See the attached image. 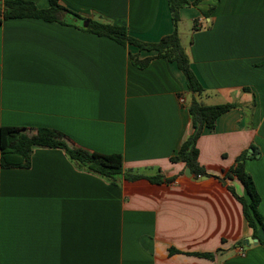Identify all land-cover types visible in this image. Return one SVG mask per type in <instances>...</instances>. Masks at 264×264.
I'll use <instances>...</instances> for the list:
<instances>
[{"label":"crops","instance_id":"obj_1","mask_svg":"<svg viewBox=\"0 0 264 264\" xmlns=\"http://www.w3.org/2000/svg\"><path fill=\"white\" fill-rule=\"evenodd\" d=\"M60 4L145 43L174 30L168 0ZM84 23H0V129L58 131L70 146L121 154L126 174L174 180H114L64 149L36 146L27 168L0 164V264H264V233L253 237L229 190L246 197L245 188L226 178L248 152L264 220V0H188L180 9L181 44L204 89L197 100L237 105L198 139L200 178L170 160L193 132L192 95L176 63L153 58L139 68L131 55L155 52L86 32Z\"/></svg>","mask_w":264,"mask_h":264},{"label":"trees","instance_id":"obj_2","mask_svg":"<svg viewBox=\"0 0 264 264\" xmlns=\"http://www.w3.org/2000/svg\"><path fill=\"white\" fill-rule=\"evenodd\" d=\"M49 7L41 9L29 0H5L0 4V23L8 19L33 18L45 22H56L63 25H74L76 22H87L84 30L98 36L107 37L122 46L133 45L140 51L155 52L154 57L139 59L136 55H131L132 62L139 68H145L153 58L166 59L169 62L176 63L178 69L183 73L188 91L192 95L188 112L191 117L192 134L182 143L178 152L170 160L174 163L182 162L191 172L199 177L204 175L199 167V150L197 142L205 130L213 131L217 119L224 113L236 108V104L226 103L220 105H206L199 102L196 96L201 95L204 89L193 72L189 57L181 44L178 33V22L180 20V9L188 4V0H168L171 18L174 30L171 34L163 37L157 43H145L131 37L127 29L123 26H117L110 23H102L93 20H86L78 13L73 12L60 4V0H48ZM196 22L194 29H197ZM64 134L49 131L46 136L39 133L30 134L27 129L14 126H5L0 129V164L2 168H27L30 164V157L33 148L36 146L48 148L64 149L72 158L86 165L96 173L110 179L119 180L122 176L128 181L146 179L153 183L172 182L174 178L165 179L161 174L155 176L132 175L123 171V157L119 153L97 154L87 150L70 146ZM257 154H252L251 158ZM248 159V152L241 154L235 165L227 173L226 178L236 177L244 186L246 197H240L236 194L233 187L229 190L243 206V214L248 226L253 230V237L259 238L258 233H264V220L259 211L260 195L252 176L245 169V162ZM264 247V240H259ZM177 253L172 249L171 254ZM207 259H213L212 253H189Z\"/></svg>","mask_w":264,"mask_h":264},{"label":"water","instance_id":"obj_3","mask_svg":"<svg viewBox=\"0 0 264 264\" xmlns=\"http://www.w3.org/2000/svg\"><path fill=\"white\" fill-rule=\"evenodd\" d=\"M87 25H88V23L85 22L84 23V26H87ZM249 152L252 153L253 152V149H250ZM250 153H249V155H250ZM186 175L187 176H192L193 175L192 172H191V170H190V168H186ZM199 178H200V176H199ZM205 178H207V176H205ZM249 241L251 243H254V244H257L258 243V241L256 239H252V238H250Z\"/></svg>","mask_w":264,"mask_h":264},{"label":"built area","instance_id":"obj_4","mask_svg":"<svg viewBox=\"0 0 264 264\" xmlns=\"http://www.w3.org/2000/svg\"><path fill=\"white\" fill-rule=\"evenodd\" d=\"M179 101L181 104H184L185 103V98L183 96H180L179 97Z\"/></svg>","mask_w":264,"mask_h":264}]
</instances>
